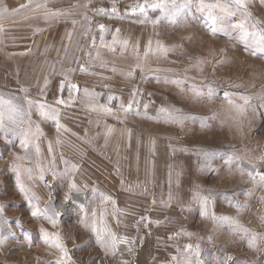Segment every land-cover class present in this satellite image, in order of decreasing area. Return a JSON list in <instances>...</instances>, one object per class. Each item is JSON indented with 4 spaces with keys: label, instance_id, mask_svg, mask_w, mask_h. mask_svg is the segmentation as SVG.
<instances>
[{
    "label": "rangeland",
    "instance_id": "rangeland-1",
    "mask_svg": "<svg viewBox=\"0 0 264 264\" xmlns=\"http://www.w3.org/2000/svg\"><path fill=\"white\" fill-rule=\"evenodd\" d=\"M216 2L177 0L176 12L171 0H19L3 16L0 264H58L57 242L64 264H264V183L248 175L264 173V53L251 51V34H264V0H247L246 23L220 9L213 22L201 5ZM93 83L101 105L118 98L112 115L93 114L79 93ZM133 93L137 103L121 110ZM7 101L28 114L12 124ZM162 107L187 119L171 122ZM49 109L58 116L41 115ZM73 180L81 191L65 200ZM35 208L47 214L33 217ZM99 210L131 215L119 222L123 250L97 243L89 225Z\"/></svg>",
    "mask_w": 264,
    "mask_h": 264
},
{
    "label": "snow or ice",
    "instance_id": "snow-or-ice-1",
    "mask_svg": "<svg viewBox=\"0 0 264 264\" xmlns=\"http://www.w3.org/2000/svg\"><path fill=\"white\" fill-rule=\"evenodd\" d=\"M164 5H162L161 3H155L150 5V7L152 8H160ZM171 6L176 10V12L179 11V8L177 7V0H171ZM21 7H25V6H21ZM201 7L209 12V16L212 18L213 22L216 21L217 17L215 15H213V10L215 9H220L223 13H226L228 15H235L237 12H240L244 17H245V23L247 22V20H251L252 19V13L248 10L247 7V0H226V2H220V0H217L216 3H210V4H202ZM138 9L140 13H145L146 11V6L145 5H138ZM137 9L133 8L132 11L135 12ZM113 11H115V9H113ZM173 15H175V12L173 13ZM253 27H255L256 25H258V21L253 20ZM237 27L240 28H244L245 24H240L237 25ZM101 31H104V26L101 25L100 26ZM213 32H216L217 29L213 28L212 29ZM249 35V33L245 32V37H247ZM253 36V40H252V54L256 55L257 52L260 53H264V34H257V33H252L251 34ZM115 38L113 39V43H115ZM123 44H127V41H123ZM166 51V49L164 50ZM139 67V65H138ZM85 69L83 68V66H81V71H84ZM115 70V69H113ZM129 76L132 75V72L128 73ZM69 93L71 95V92L73 90L79 91L78 86L75 84H69ZM26 91V90H25ZM194 93L196 95H204V93L201 92H197L195 89L193 90ZM84 94L85 96H88L90 98H95L98 94L94 93V92H89L87 89L84 90ZM136 93H133V99L128 103L127 106H125L123 103H121L119 105V108L125 112H129L132 110L133 104L137 103V101L134 99ZM207 95L209 96V98L212 97L213 93H212V89L209 88ZM228 93H225V97H228ZM109 104L107 105H93V110H101L105 113H107L108 115H112L113 114V109L110 107V103L116 99H118L115 96H109ZM242 99L245 100V102H247V98L246 97H242ZM231 103V101H229ZM3 101H0V104H3ZM9 106H10V111L8 114L7 119L9 121H11L12 124H16L19 120L23 119V117L25 115H27L28 113L26 112V110H24L21 106L19 105H15L12 104V101H7L6 102ZM33 102L32 101H28V104L31 105ZM58 103L63 104L64 101L61 99L58 101ZM39 107L43 110L45 109L47 106L46 105H39ZM145 107H147V105H145ZM242 110V109H241ZM161 113L165 114V119L174 122V123H183V121L185 119H187V117H185L180 110L178 109H169V108H164L162 107L160 109ZM51 114L54 118L58 116V113L56 111V109H49V112H44L41 111V115H48ZM57 129L59 130L61 127H63L62 125H60L59 120L57 119ZM5 128V124H4V114L2 111H0V129ZM37 131H39V129H37ZM108 133L110 134L112 129L108 128ZM29 143H30V139H29V135L25 136V139L22 141V147L24 148H28L29 147ZM38 151V149H37ZM26 157H17V160H23ZM229 163H231V159L228 161ZM17 170L20 169L21 165H13ZM241 171L243 172L244 169L242 168ZM248 175L250 177H252L254 180L256 179V177L258 176L259 181L261 183H264V173H260L257 172L255 170V168H252V171L248 172ZM43 178V174H42V170H41V179ZM17 186L19 188V190L21 192H25L27 194L28 190L24 187V185L22 183H20L19 181V177L17 179ZM81 191L80 187L75 183V181L73 180L72 182H70L69 184V192L68 194L65 195V200H71V194L73 192L79 193ZM93 192L96 191V189H92ZM204 202L205 205H207V199L208 197H204ZM103 201L105 203L107 202H111L113 205L115 204V201L111 200V197L109 196H103ZM237 207L239 208L240 205L237 204ZM41 211H43L45 214H47V209L41 210L39 208H35L32 212L31 215L33 217H36L38 215H40ZM204 213H202L203 215ZM219 223L223 224V223H235L233 218L228 217V216H220V217H214ZM49 219L51 220L52 218L49 217ZM87 220V217L85 218ZM54 222V221H53ZM90 230L96 235L97 237V243H99L102 247H104L108 252L114 254L115 250L117 249L118 245L120 243H123L124 240L122 238H120L119 236H117L115 233H113L107 226V223L104 220V216L103 214H101L99 216V218L97 219V214L94 212L93 213V219L91 220V223L89 225ZM247 231V230H245ZM4 237L0 236V244H2L4 242ZM251 243V241H250ZM55 246L57 248L60 249V252L62 253V258L61 260L58 262V264H64V260L65 259H70V257L68 256V252L67 249L60 244L59 242H57L55 244ZM189 249L192 248V245H188L187 246ZM196 251L197 253L199 252V246H196Z\"/></svg>",
    "mask_w": 264,
    "mask_h": 264
},
{
    "label": "crops",
    "instance_id": "crops-1",
    "mask_svg": "<svg viewBox=\"0 0 264 264\" xmlns=\"http://www.w3.org/2000/svg\"><path fill=\"white\" fill-rule=\"evenodd\" d=\"M48 4H50V2H48ZM19 5V0H0V22H2L3 21V16H5V15H7V14H9V15H11V13L12 14H14L15 12H16V7ZM48 7V5H45V9ZM3 11H4V13H3ZM36 28H39V26H37V23H36ZM125 26L127 27L128 25L127 24H125ZM46 27H48V26H46ZM128 29V28H127ZM126 29V30H127ZM118 30H119V28H118ZM124 35V34H123ZM49 37V36H48ZM119 44H120V41L118 40L117 42H116V45H113L112 47H117V46H119ZM129 47V44H128V46H127V48ZM96 50H98L99 48L98 47H96L95 48ZM112 48H109L108 50H107V52H109V51H111V52H113L115 55H116V53H117V50H111ZM55 72V71H54ZM92 73H96L95 71H93ZM47 75H49V74H47ZM57 75V72L56 73H53V74H51V78L52 77H55ZM76 83H77V80L75 81ZM91 82H92V80H91ZM75 83V85H77ZM93 85H94V83L93 84H85L84 86H85V88H83V90L82 91H80L79 93H82V95L84 96L85 94L83 93L84 92V90L85 89H87L89 92H94V93H97L98 94V89H93ZM112 89H113V87H111ZM74 93H76V92H74ZM109 96V95H108ZM100 98V96H99V94L93 99V98H91V101L92 102H94V104L95 105H101L100 104V102H101V100L99 99ZM109 98V97H108ZM108 104H109V99H108ZM110 106H111V103H110ZM100 111V110H99ZM96 112H98V110H94L92 113L93 114H96ZM115 212V211H114ZM112 212V211H109V210H104V211H101V210H99V214H97V219L99 218V216L101 215V214H103V216H104V220H105V222L107 223V226H108V228L113 232V233H115L117 236H119L120 238H122L123 240H124V242L123 243H120L119 244V248L120 249H124L125 248V242H127V237H126V234L125 233H123L122 231L123 230H125V226L124 225H122V226H120L119 225V222L120 221H123L124 219H126L128 216H131L130 214H125L124 212H118V214H120V215H117L116 213L117 212ZM137 213H141V212H137ZM91 216H92V218H93V214H91ZM117 219V220H116Z\"/></svg>",
    "mask_w": 264,
    "mask_h": 264
},
{
    "label": "bare ground",
    "instance_id": "bare-ground-1",
    "mask_svg": "<svg viewBox=\"0 0 264 264\" xmlns=\"http://www.w3.org/2000/svg\"><path fill=\"white\" fill-rule=\"evenodd\" d=\"M4 1H5V0H4ZM23 3H25V2H23ZM21 4H22V3H21ZM1 12H2V11H1ZM1 12H0V13H1ZM3 13H4V11H3ZM11 14H12V13H11ZM14 14H15V13H14ZM16 22H17V21H16ZM16 22H15V23H16ZM51 29H52V28H51ZM14 31H15V30H14ZM48 33H49V32H48ZM55 34H56V33H55ZM9 39H10V38H9ZM24 39H25V38H24ZM64 39H65V38H64ZM13 40H14V39H13ZM50 40H51V39H50ZM65 40H66V39H65ZM65 40H64V41H65Z\"/></svg>",
    "mask_w": 264,
    "mask_h": 264
}]
</instances>
